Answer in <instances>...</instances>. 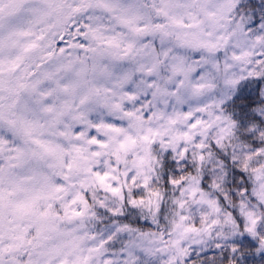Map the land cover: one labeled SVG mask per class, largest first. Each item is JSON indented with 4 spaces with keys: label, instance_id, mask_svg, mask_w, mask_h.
Wrapping results in <instances>:
<instances>
[{
    "label": "snow or ice",
    "instance_id": "6c2138e0",
    "mask_svg": "<svg viewBox=\"0 0 264 264\" xmlns=\"http://www.w3.org/2000/svg\"><path fill=\"white\" fill-rule=\"evenodd\" d=\"M0 264H264V0H0Z\"/></svg>",
    "mask_w": 264,
    "mask_h": 264
}]
</instances>
